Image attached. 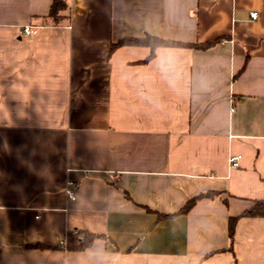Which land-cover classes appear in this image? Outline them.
Instances as JSON below:
<instances>
[{
  "label": "crops",
  "instance_id": "crops-1",
  "mask_svg": "<svg viewBox=\"0 0 264 264\" xmlns=\"http://www.w3.org/2000/svg\"><path fill=\"white\" fill-rule=\"evenodd\" d=\"M51 3L0 0V264H264V0Z\"/></svg>",
  "mask_w": 264,
  "mask_h": 264
},
{
  "label": "trees",
  "instance_id": "trees-1",
  "mask_svg": "<svg viewBox=\"0 0 264 264\" xmlns=\"http://www.w3.org/2000/svg\"><path fill=\"white\" fill-rule=\"evenodd\" d=\"M68 0H52L49 12H48V18L54 23H58L66 18V11L68 10ZM213 42H206L203 44H190V43H182V42H174V41H167L163 40L157 37H153L150 35H146L143 38H133V37H126L123 39H120L115 46H123V45H129V46H146L151 49L150 57H153L154 50H156L157 47H194L198 49H205L209 47ZM216 193L213 192H207V193H200L192 198H190L185 205L181 208V210L178 212L179 214L187 213L192 206L197 203L198 200L202 198H212L215 196ZM253 207L250 209L244 211L241 215V217H264V200L258 201L255 203ZM165 217V216H160ZM169 217V216H166ZM239 217H231L229 219V238L230 240L233 239L234 234V228L236 225V222ZM82 234L83 237L79 238V235ZM95 238L94 234L91 233H79V232H71L68 234L66 239V248L69 250H83L85 249Z\"/></svg>",
  "mask_w": 264,
  "mask_h": 264
},
{
  "label": "built area",
  "instance_id": "built-area-1",
  "mask_svg": "<svg viewBox=\"0 0 264 264\" xmlns=\"http://www.w3.org/2000/svg\"><path fill=\"white\" fill-rule=\"evenodd\" d=\"M250 16H251L252 18H256L257 13L253 12V13L250 14ZM23 32H24L26 35H31V34H34L36 31H35L34 29L30 28V27H25V28L23 29ZM228 159H229L228 162H229L230 166H232V167H237V166H238V161H239V159H241V158H240V156H231V157L228 158ZM67 194H68V197H70V199H74V198H75V197H74V194H73V192H72L71 190L67 191Z\"/></svg>",
  "mask_w": 264,
  "mask_h": 264
}]
</instances>
